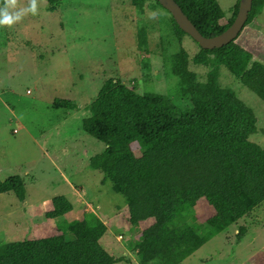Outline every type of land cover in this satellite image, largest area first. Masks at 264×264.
<instances>
[{
	"label": "rangeland",
	"instance_id": "1",
	"mask_svg": "<svg viewBox=\"0 0 264 264\" xmlns=\"http://www.w3.org/2000/svg\"><path fill=\"white\" fill-rule=\"evenodd\" d=\"M152 1L139 12L131 0H59L54 11L47 0H36L35 14L0 25V244L54 235L55 221L45 213L51 199L64 196L73 205L67 220L94 212L108 226L101 239L104 250L125 259L118 264H138L127 242L137 239L143 225L126 223L124 196L91 168L89 159L105 146L82 130L81 121L108 78L139 92L175 94L178 78L161 54H180L183 46L192 56L198 46L188 35L181 42L171 38L170 14ZM217 1L228 18L237 0ZM29 2L16 0L9 11ZM140 30L149 54L138 48ZM240 32L236 42L264 65V8ZM187 66L196 80L207 79L209 66L191 61ZM218 81L253 109L257 132L250 139L264 146V100L224 68ZM56 98L72 100L79 109L53 108ZM175 102L190 105L186 99ZM193 213L200 222L213 210L201 202ZM180 264H264V202Z\"/></svg>",
	"mask_w": 264,
	"mask_h": 264
},
{
	"label": "trees",
	"instance_id": "2",
	"mask_svg": "<svg viewBox=\"0 0 264 264\" xmlns=\"http://www.w3.org/2000/svg\"><path fill=\"white\" fill-rule=\"evenodd\" d=\"M47 1L51 11L60 4ZM146 1L131 0L139 12ZM175 2L206 37L223 32L239 5L237 0L227 18L217 0ZM4 3L0 0V7ZM263 8L264 0H252L244 27ZM169 26V36L178 42L188 35L171 15ZM236 40L213 49H203L194 41L198 51L192 56L183 46L180 54L169 57L163 52L164 65L170 62L178 78L172 97L139 92L108 78L85 106L81 128L105 146L89 164L102 173V183L109 182L114 192L124 196L126 223L131 228L143 225L137 239L127 242L138 264H180L210 237L264 202V146L250 139L257 132V117L233 87L218 81L224 68L236 83L264 100V65ZM146 41L140 30L138 48L149 54ZM189 61L209 66L205 81L196 80ZM177 99L189 100L190 105L180 106ZM52 107L79 109L72 100L59 98ZM201 202L213 213L199 222L193 211ZM50 207L45 215L55 221L56 233L0 244V264H118L125 260L102 247L108 226L94 212L67 220L64 215L73 205L64 196L51 199ZM240 231L238 238L244 234Z\"/></svg>",
	"mask_w": 264,
	"mask_h": 264
},
{
	"label": "water",
	"instance_id": "3",
	"mask_svg": "<svg viewBox=\"0 0 264 264\" xmlns=\"http://www.w3.org/2000/svg\"><path fill=\"white\" fill-rule=\"evenodd\" d=\"M157 2L170 13L178 27L203 49L219 48L234 40L247 21L252 6V0H239L232 23L220 34L206 37L199 32L175 0H157Z\"/></svg>",
	"mask_w": 264,
	"mask_h": 264
},
{
	"label": "clouds",
	"instance_id": "4",
	"mask_svg": "<svg viewBox=\"0 0 264 264\" xmlns=\"http://www.w3.org/2000/svg\"><path fill=\"white\" fill-rule=\"evenodd\" d=\"M16 0H5L4 7L0 8V25H12L19 21L24 13H36V0H30L26 8L10 12V8H15Z\"/></svg>",
	"mask_w": 264,
	"mask_h": 264
},
{
	"label": "built area",
	"instance_id": "5",
	"mask_svg": "<svg viewBox=\"0 0 264 264\" xmlns=\"http://www.w3.org/2000/svg\"><path fill=\"white\" fill-rule=\"evenodd\" d=\"M14 132H17V129H14Z\"/></svg>",
	"mask_w": 264,
	"mask_h": 264
}]
</instances>
